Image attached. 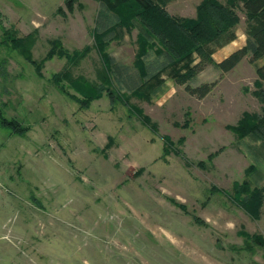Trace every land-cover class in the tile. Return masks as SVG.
<instances>
[{
	"label": "rangeland",
	"instance_id": "374dc122",
	"mask_svg": "<svg viewBox=\"0 0 264 264\" xmlns=\"http://www.w3.org/2000/svg\"><path fill=\"white\" fill-rule=\"evenodd\" d=\"M101 1L68 9L65 0H0L2 26L34 31L36 61L52 51L39 74L0 45L1 117L26 127L0 125V264H264L253 238L264 239V137L231 128L245 112L262 115L264 56L228 72L206 65L189 83L215 85L198 98L162 70L168 59L153 48L140 76L136 27L111 29L103 37L111 60L103 56L94 35L116 18L99 13ZM196 2L179 11L193 17ZM60 47L88 51L75 62ZM64 70L84 92L106 70L101 97L82 104L68 81L54 82ZM157 71L160 84L148 79ZM244 188L258 191L256 215L242 205Z\"/></svg>",
	"mask_w": 264,
	"mask_h": 264
},
{
	"label": "trees",
	"instance_id": "16d2710c",
	"mask_svg": "<svg viewBox=\"0 0 264 264\" xmlns=\"http://www.w3.org/2000/svg\"><path fill=\"white\" fill-rule=\"evenodd\" d=\"M72 2L73 0H65L68 9L72 8ZM165 2L166 0H102L101 4L104 11L101 9L99 13H110L111 16L116 18V21L106 26L105 32L94 35L97 50L111 60L105 51L107 45L103 37L111 29L129 31L133 28L134 23L138 22L140 25L137 33L138 51L134 62L140 67V76H146L142 57L147 54L150 48H153L157 55L164 54L168 59V63L162 70L167 69L169 75L177 84L184 85V89L189 94L198 98L207 95L215 85V81L201 82L197 85L189 83L190 79L203 70L206 65L214 64L221 72H228L249 54L251 61L264 56V0H225V2L201 0L196 6L195 17L172 15L166 10ZM238 9L245 11L248 24L247 42L219 62H215L209 44L238 23L240 19ZM1 17L2 12L0 10V27L2 29L0 45L17 50L27 61L34 65V68L40 74L41 63L47 59L52 51L50 50L42 60L36 61L31 53V47L35 42L34 31L24 36H17L13 30L2 26ZM54 42H57V40ZM57 43L59 44V42ZM248 44H251V47ZM59 49V54H66L69 61L74 60L75 62L88 51V47H85L83 51L73 50L70 54L62 52L61 47ZM6 62L5 58L0 60L1 74L6 73ZM256 75L260 81H264V64L256 67ZM52 77L56 83L64 79L73 85L77 91L85 96L83 99L77 98L84 105H88L93 99L101 97V92L106 87L104 83L108 80V74L106 70H103L101 74L102 85L98 86L91 83L90 90L84 92L81 88H78L77 80L72 78L67 70L56 72ZM148 77V79L156 77L159 84L162 82L158 71ZM106 89L110 99L112 101L116 99L113 93L108 88ZM258 93L262 102H264V92ZM145 122H148L147 119ZM262 124H264V109H262V115H251L245 112L238 123L231 128L239 137L252 132L264 137V132L261 129ZM0 125L19 134H23L26 130V127L20 125L18 120L1 117V108ZM151 128L153 129L154 125H151ZM244 189L246 198H244L242 205L248 212L256 215L260 204L258 191L249 188ZM252 201L253 203L256 202V205L252 204ZM253 238L264 249V239L259 235Z\"/></svg>",
	"mask_w": 264,
	"mask_h": 264
},
{
	"label": "crops",
	"instance_id": "0c3cea01",
	"mask_svg": "<svg viewBox=\"0 0 264 264\" xmlns=\"http://www.w3.org/2000/svg\"><path fill=\"white\" fill-rule=\"evenodd\" d=\"M186 1L187 0H166L165 8L172 15L181 16V17H188V15H185L183 12L181 13V11H179L181 8H184V4L186 3ZM200 1L201 0H197V2L195 3V6L193 8V9H195V15H196V6ZM219 1L225 2V0L224 1L219 0ZM177 3H179V5H177ZM240 4H242V2H240ZM173 7H174V9L171 11L170 8H173ZM178 12L180 14L177 15ZM191 12H193V10ZM237 12H238V10H237ZM195 15L193 17H195ZM243 15H244V17H243L244 25L243 26H241V24H240L241 16H239L240 19H239L238 23L233 28H231L226 33L222 34L217 39L210 42L209 47L212 50V57H213L215 62H219L221 59L226 57L229 53H231L235 49L240 48L246 44V38L248 36V33H247V28H246L247 20H246V16H245V11H243ZM133 27L140 29V25L138 22H135ZM261 64H264V61L259 63V65H261ZM215 67H217V66H215Z\"/></svg>",
	"mask_w": 264,
	"mask_h": 264
}]
</instances>
